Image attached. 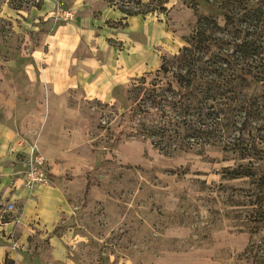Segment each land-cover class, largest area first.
<instances>
[{"label": "rangeland", "instance_id": "374dc122", "mask_svg": "<svg viewBox=\"0 0 264 264\" xmlns=\"http://www.w3.org/2000/svg\"><path fill=\"white\" fill-rule=\"evenodd\" d=\"M44 1L0 0V82L19 83L26 93L34 92L28 86L31 53L46 32L43 19L31 13ZM112 1L131 13H157L175 43L157 50V70L115 88L111 100L86 101L80 91L72 96L87 131L74 152L78 175L67 198L72 213L57 235L66 236L75 264H154L167 253L195 264H264V156L255 152H264V0H167L165 12L158 0ZM193 44L197 52L186 55L204 69L199 89L209 96L176 105L179 97L168 93L174 104L142 113L155 101L152 83L166 90L172 81L161 67L184 73L189 62L180 57ZM185 106L195 115L186 118L188 126L170 125L167 115L177 120ZM164 128L167 138L154 141L167 144L171 156L145 133L160 135ZM243 144L245 151L238 149ZM33 145L38 142L29 149ZM5 209L0 203V228L22 208L16 206V214ZM29 243L23 250L1 240L12 249L0 264H17L16 250L49 253L46 236L34 235Z\"/></svg>", "mask_w": 264, "mask_h": 264}, {"label": "crops", "instance_id": "0c3cea01", "mask_svg": "<svg viewBox=\"0 0 264 264\" xmlns=\"http://www.w3.org/2000/svg\"><path fill=\"white\" fill-rule=\"evenodd\" d=\"M64 6L73 19L64 17ZM31 14L46 23L41 26L46 30L42 43L31 53L28 86H34V92L26 93L16 82H0V203L22 208L0 228V241L24 250L34 235L46 236L49 253L32 256L16 250L13 260L75 264L66 236L57 235L63 218L72 213L67 198L68 186L78 175L74 152L87 131L71 98L80 91L86 101L111 100L115 88L157 70V50L173 47L175 37L157 13L128 17L106 0H45L41 10ZM32 141L38 142L49 164L53 185L29 191L20 174L28 169ZM11 249L0 246V263ZM187 259L167 253L154 264H195Z\"/></svg>", "mask_w": 264, "mask_h": 264}, {"label": "trees", "instance_id": "16d2710c", "mask_svg": "<svg viewBox=\"0 0 264 264\" xmlns=\"http://www.w3.org/2000/svg\"><path fill=\"white\" fill-rule=\"evenodd\" d=\"M108 1L111 5H116L114 4V2L112 0H106ZM160 2V5H162V12L166 11V1L163 0H158ZM124 13H126V15L128 17H133V16H147L149 14H152L151 12H147V13H131L129 11H126L124 9V6L119 7ZM194 44L191 45L190 47H185L182 51V57H180L181 59H184L185 62H189L188 65L185 67L187 68V70L182 73L179 71V73H173L172 71H170L169 68H167L165 65H163L161 67V69L159 70L160 73H163L167 76H170L172 78V81L167 84V89L164 90L163 87H158L160 86L158 83V81H155L154 83H152V86L154 89H152V94L151 97L153 98L151 102V106L147 109H144L142 111V113L144 114H151L152 111H164V107L171 104H174L173 101H170L167 97L168 93H173L174 96L179 97L178 102H176V105H179L180 102H183L185 100H189L191 97L195 96V95H204L203 97H208L209 94H204L200 89H199V83H201V78L204 73V69L199 65L197 62L194 61V59L189 58L186 54L190 53L191 56L192 54L195 52H197V48L196 50H194ZM245 80V79H244ZM144 82L146 83V80H144ZM222 87H220L219 90H221ZM218 91V89H217ZM213 93H216L213 91ZM161 106V107H160ZM183 109V111L181 113L178 114V119H174L171 116L167 115V119L170 125L175 124V127H178L179 129L184 127V126H188V122L186 120L187 117H194L195 115L191 113V111H189V107ZM236 109V108H235ZM212 112H215L214 110ZM202 112H199L196 114V116L200 117ZM215 114V113H214ZM207 118V115L205 116ZM246 119L248 120V118L246 117ZM194 123L192 121L189 122V133L191 135L192 138H197V135H195L196 133H198V130L196 129L197 127H195L193 125ZM246 123H243L241 125V127H245ZM158 132H161L160 135H156L155 132H151L149 130H146L145 133L146 134H150V138L153 139V146L155 149L159 150L160 152L163 153V155L165 156H171V153L169 152V150L167 149V147L161 146L158 142L154 141L155 137H160V138H167L168 134H169V129L168 128H164V129H160ZM201 132V131H200ZM198 144V143H197ZM202 145V143H200ZM191 145V144H190ZM237 146V145H236ZM238 149H240L241 151H245L247 150L246 146L243 144L241 147L238 146ZM256 153L259 155H263L264 156V152L260 151L258 149H255ZM236 179L238 178H242L244 176L247 175H240L237 174L236 175ZM9 223V222H5Z\"/></svg>", "mask_w": 264, "mask_h": 264}, {"label": "built area", "instance_id": "2783aa9c", "mask_svg": "<svg viewBox=\"0 0 264 264\" xmlns=\"http://www.w3.org/2000/svg\"><path fill=\"white\" fill-rule=\"evenodd\" d=\"M64 15L67 19H73L75 17L71 12H66ZM27 163V171L21 174V180L24 188L29 191H33L37 186L53 185L47 160L42 155L37 145H33L30 148ZM5 210L6 212L12 213L15 211V205L8 204Z\"/></svg>", "mask_w": 264, "mask_h": 264}]
</instances>
